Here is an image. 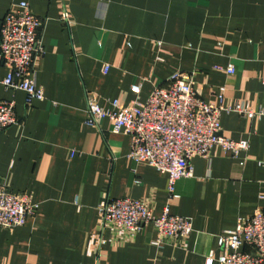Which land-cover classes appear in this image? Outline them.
Here are the masks:
<instances>
[{
    "label": "crops",
    "instance_id": "crops-1",
    "mask_svg": "<svg viewBox=\"0 0 264 264\" xmlns=\"http://www.w3.org/2000/svg\"><path fill=\"white\" fill-rule=\"evenodd\" d=\"M21 1L45 19L35 62L44 99L27 107L24 92L0 84L19 120L0 131V185L38 208L23 225L0 227V264H204L218 234L264 211V0H0V19ZM176 72H194L207 103L263 114L223 111L221 134L248 149L194 157L170 197L166 173L131 161L128 135L106 119L86 124L85 94L125 105L140 84L144 101ZM123 197L156 215L168 206L193 230L156 246L151 225L132 234L102 226L99 202Z\"/></svg>",
    "mask_w": 264,
    "mask_h": 264
},
{
    "label": "built area",
    "instance_id": "built-area-1",
    "mask_svg": "<svg viewBox=\"0 0 264 264\" xmlns=\"http://www.w3.org/2000/svg\"><path fill=\"white\" fill-rule=\"evenodd\" d=\"M62 19L67 21L66 13ZM43 22L45 19L33 14L26 1L10 8L0 19V65L7 69L0 84L24 92L27 107L44 99L35 79V62L44 52L40 34ZM107 69L104 66L103 70ZM226 72L232 74L233 66L229 65ZM130 90L135 97L127 104L113 99L107 106L100 105L93 92H87L86 124L98 126L106 119L112 132L128 135L131 161L166 173L170 197L176 180L192 175L194 157L207 158L214 146L233 157L248 149L247 140L235 141L221 134L223 111H236L247 118L263 114L261 110L254 112L240 105L224 108L205 102L195 90L194 72L172 74L144 101L139 99L140 84H132ZM18 122L14 103L0 101V131ZM37 208L38 204L29 196L0 185V227L23 225ZM97 215L102 226L130 234L151 225L156 246L185 238L193 230L189 218L171 214L168 206L156 215L147 202L130 197L103 198L97 206ZM245 246L252 251H245ZM217 248L218 253L210 250L204 264H264V211L257 210L248 219L238 220L233 229L218 234Z\"/></svg>",
    "mask_w": 264,
    "mask_h": 264
}]
</instances>
